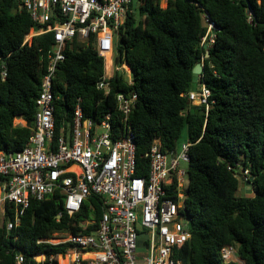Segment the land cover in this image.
Segmentation results:
<instances>
[{"label": "trees", "instance_id": "1", "mask_svg": "<svg viewBox=\"0 0 264 264\" xmlns=\"http://www.w3.org/2000/svg\"><path fill=\"white\" fill-rule=\"evenodd\" d=\"M161 1L133 3L134 13L116 33L114 45L115 63L130 66L132 82L116 72L108 94L97 88L105 66L94 38L67 44L52 88L59 97L55 135L72 123L78 98L86 117L97 121L111 113L112 124L122 128L116 96L137 94L127 125L136 144L139 176L148 172L145 155L154 140L164 151L176 152L188 128L192 146L184 213L191 237L178 258L184 264H236L221 258L222 247L233 245L246 264H264V0H166V8ZM247 9L254 13L252 23ZM205 14L218 28L208 49L202 45ZM40 29L19 0H0V58L7 68L6 79L0 78V151L25 148L35 126L36 99L54 34L24 42ZM198 64L197 86L205 84L211 91L208 109L189 100ZM21 119L24 126L15 123ZM245 178L252 179L254 195L242 196ZM104 209L96 195L74 216L64 211L59 191L43 201L32 200L16 229L0 225V264H16L18 252L26 258L24 264H33L36 253L63 252L66 245L37 241L90 234ZM87 219L94 223L85 227Z\"/></svg>", "mask_w": 264, "mask_h": 264}, {"label": "built area", "instance_id": "2", "mask_svg": "<svg viewBox=\"0 0 264 264\" xmlns=\"http://www.w3.org/2000/svg\"><path fill=\"white\" fill-rule=\"evenodd\" d=\"M19 1L41 26L39 32L31 35L52 32L54 44L46 57V72L36 99L35 126L28 144L18 151H0V225L16 229L32 200L43 201L57 191L70 216L80 213L88 197L96 195L105 206L98 228L90 234L39 239L38 244L66 247L57 254L36 253L33 264H184L178 251L191 237L184 207L190 187L192 144L183 143L176 152L164 151L160 141L154 140L145 155L148 172L139 176L136 144L127 125L137 101L135 93L116 96L123 116L122 128L112 124L111 113L97 121L86 117L83 101L78 98L72 123L62 126L58 137L55 135V105L59 97L52 88L59 64L66 58L68 43L94 38L105 66L97 82L99 90L109 93L116 72L132 82L130 66L115 63L114 45L116 33L127 16L134 13L135 0ZM246 13L252 23L253 11L247 9ZM204 18L207 34L202 45L208 49L218 28L208 15ZM28 35L24 43L30 41ZM6 76L5 62L0 58V78L5 80ZM210 96L211 91L202 84L189 93V100L208 109ZM61 217L59 213L58 220ZM92 223L93 219H87L82 224L86 227ZM221 258L225 263L246 264L233 245L222 247ZM15 260L16 264L26 262L20 252Z\"/></svg>", "mask_w": 264, "mask_h": 264}, {"label": "rangeland", "instance_id": "3", "mask_svg": "<svg viewBox=\"0 0 264 264\" xmlns=\"http://www.w3.org/2000/svg\"><path fill=\"white\" fill-rule=\"evenodd\" d=\"M137 0H135V2H136ZM136 5L138 6V2H136ZM161 6H162V8H166L167 7V2H166V0H162L161 1ZM34 31H32L28 36L29 37H27L28 38V40H32V38H33V36L31 35L32 33H33ZM23 120L21 119V121L20 120H15V123L16 124H23L24 123V121L22 122ZM186 142H188V128L187 127H185L184 128V130H183V133H182V136H181V138H180V141H179V146L181 147V145L183 144V143H186ZM242 183H243V181H242ZM242 190H243V192H242ZM250 190H252V189H250ZM245 193L247 194V195H254V193L253 192H247V190H246V187H244L242 184H241V194H242V196H244L245 195ZM238 264V263H237Z\"/></svg>", "mask_w": 264, "mask_h": 264}, {"label": "water", "instance_id": "4", "mask_svg": "<svg viewBox=\"0 0 264 264\" xmlns=\"http://www.w3.org/2000/svg\"><path fill=\"white\" fill-rule=\"evenodd\" d=\"M207 55H209V52H207ZM202 72V65L198 64L196 65L194 69V76H193V84H192V91H196L197 85H198V75ZM244 187H246L247 192L249 193L252 186V179L249 181H245L242 183ZM243 192V190H242Z\"/></svg>", "mask_w": 264, "mask_h": 264}, {"label": "crops", "instance_id": "5", "mask_svg": "<svg viewBox=\"0 0 264 264\" xmlns=\"http://www.w3.org/2000/svg\"><path fill=\"white\" fill-rule=\"evenodd\" d=\"M108 63H109V61H108ZM25 124H26L25 122H24L23 124L21 123V125H23V126H24Z\"/></svg>", "mask_w": 264, "mask_h": 264}, {"label": "bare ground", "instance_id": "6", "mask_svg": "<svg viewBox=\"0 0 264 264\" xmlns=\"http://www.w3.org/2000/svg\"><path fill=\"white\" fill-rule=\"evenodd\" d=\"M74 169H76V167H74Z\"/></svg>", "mask_w": 264, "mask_h": 264}]
</instances>
